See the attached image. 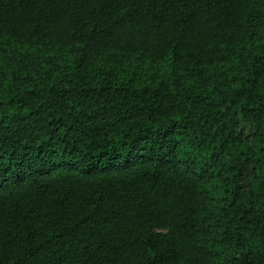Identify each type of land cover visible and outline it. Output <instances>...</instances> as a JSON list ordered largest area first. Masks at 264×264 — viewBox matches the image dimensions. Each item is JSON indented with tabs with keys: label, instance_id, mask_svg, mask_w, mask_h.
<instances>
[{
	"label": "trees",
	"instance_id": "1",
	"mask_svg": "<svg viewBox=\"0 0 264 264\" xmlns=\"http://www.w3.org/2000/svg\"><path fill=\"white\" fill-rule=\"evenodd\" d=\"M0 264H264V0H0Z\"/></svg>",
	"mask_w": 264,
	"mask_h": 264
}]
</instances>
